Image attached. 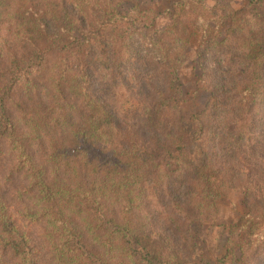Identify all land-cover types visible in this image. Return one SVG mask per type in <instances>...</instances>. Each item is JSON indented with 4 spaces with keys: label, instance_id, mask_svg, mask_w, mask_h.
<instances>
[{
    "label": "trees",
    "instance_id": "16d2710c",
    "mask_svg": "<svg viewBox=\"0 0 264 264\" xmlns=\"http://www.w3.org/2000/svg\"><path fill=\"white\" fill-rule=\"evenodd\" d=\"M173 8L153 39L138 0H0V264H264V0ZM233 190L245 214L196 263L192 227Z\"/></svg>",
    "mask_w": 264,
    "mask_h": 264
},
{
    "label": "rangeland",
    "instance_id": "374dc122",
    "mask_svg": "<svg viewBox=\"0 0 264 264\" xmlns=\"http://www.w3.org/2000/svg\"><path fill=\"white\" fill-rule=\"evenodd\" d=\"M176 1L138 0L141 10L154 9L158 12V18L152 28L146 29L143 23H138L137 29L145 32L150 38L157 39L161 32L170 24L174 12L173 4ZM248 2L249 0H205V5L212 8L219 4H227L236 10H241ZM132 8L133 4L127 3L121 10L123 13H126ZM195 60V47H187L185 50L184 66L180 75V83L183 84L185 91L184 103L182 105L184 124L190 131L192 138L197 131V125L192 121V115L201 112L209 100V94L198 90L196 79L190 75L191 68L195 66ZM188 154L193 158L196 163L195 165L200 166L202 164L203 155L199 150L197 142H192L188 146ZM243 201L244 194L241 190L226 192L219 200V219L211 225L198 223L192 227V234L196 238L198 246L196 263L215 261L222 255L228 237L225 227L231 222L233 212L236 217L245 214L246 208Z\"/></svg>",
    "mask_w": 264,
    "mask_h": 264
}]
</instances>
